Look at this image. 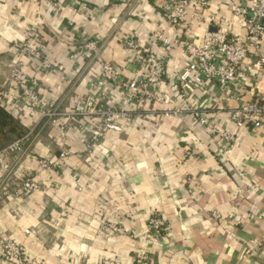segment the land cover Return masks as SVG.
Listing matches in <instances>:
<instances>
[{
	"label": "crops",
	"instance_id": "obj_1",
	"mask_svg": "<svg viewBox=\"0 0 264 264\" xmlns=\"http://www.w3.org/2000/svg\"><path fill=\"white\" fill-rule=\"evenodd\" d=\"M233 1L192 5L174 27L157 0H0V106L25 129L41 113L9 81L8 67L18 62L43 109L61 113L55 122L42 119L17 164L16 181L32 176L41 188L0 206V229L35 264H264V127H238L228 113L256 95L258 77L245 71L252 87L238 100L214 87L197 91L194 106L208 103L210 124L233 135L224 152L218 135L206 134L189 111L160 115L183 106L171 79L187 57L184 42L198 41L210 14L231 18ZM32 24L40 34V58L16 49ZM131 36L165 62L161 89L170 102L149 104L156 111L133 117L121 131L109 130L89 155L84 119L68 113L76 95L96 93L87 84L100 74V62L113 63L124 77L144 72L123 46ZM90 39L99 49L86 56L81 43ZM44 59L52 69L41 67ZM119 95L111 88L104 105ZM39 157L58 167L41 168ZM153 214L167 225L157 237L148 236Z\"/></svg>",
	"mask_w": 264,
	"mask_h": 264
},
{
	"label": "built area",
	"instance_id": "obj_2",
	"mask_svg": "<svg viewBox=\"0 0 264 264\" xmlns=\"http://www.w3.org/2000/svg\"><path fill=\"white\" fill-rule=\"evenodd\" d=\"M157 1L163 17L174 27L185 21L192 5L206 8L211 2V0ZM230 5L231 18L210 14L198 41L184 42L187 57L179 72L171 79L172 84L176 86V100H181L183 106L176 104L160 112V115L169 116L177 115L184 110L189 111L206 134L218 135L221 152L230 147L233 135L228 130H217L210 124L206 112L210 106L208 103L200 107L194 106L193 100L197 91L214 87L225 98L238 100L239 94L245 92L247 86L252 87L251 82L245 80V71L250 78L257 76L258 80L253 82L256 95L253 94V98L241 100L237 106L230 107L228 113L238 127L245 125H250L253 129L264 127V0H234ZM232 23H236L242 30H233ZM161 41L163 44L168 43L166 38H161ZM39 43L38 27L32 24L28 27L25 39L16 45V49L22 55L40 58ZM81 44L82 52L86 56H90L92 52L97 53L99 49L96 39L85 40ZM123 46L129 54L128 59L131 58L138 63L144 72L134 77H124L113 63L100 62V74L87 84L88 88L96 90V93L89 91L76 95L72 110L68 113L71 118L84 119L81 127L90 137L86 144L89 155L109 130L121 131L133 124V117L148 115L149 110H152L150 106L148 107L149 104L170 102V97L161 89L165 83V62L162 58L153 52L150 45L140 44L133 36L125 39ZM248 58L253 61L242 68L243 62ZM19 66L18 62L9 65V81L18 86L30 109L41 113L23 136L0 150V206L17 200L20 196L27 198L41 188L39 182L32 176L22 177L16 181L17 164L28 155L30 147L28 141L35 135L42 119L47 117L55 122L56 117L61 114L56 110L43 109L38 91L27 82L25 73ZM51 66L48 60L41 61L43 69L50 70ZM111 88L119 91L118 101L104 105L103 98L108 96ZM64 155L65 153H61L60 157ZM37 160L43 169L58 167L57 162L50 158L39 157ZM166 228V221L159 215L153 214L149 217L148 236L157 237ZM113 230L116 233L124 231L121 226H114ZM0 264L35 262L29 258L18 241L0 229Z\"/></svg>",
	"mask_w": 264,
	"mask_h": 264
},
{
	"label": "trees",
	"instance_id": "obj_3",
	"mask_svg": "<svg viewBox=\"0 0 264 264\" xmlns=\"http://www.w3.org/2000/svg\"><path fill=\"white\" fill-rule=\"evenodd\" d=\"M27 131L9 112L0 106V150ZM164 232V230L162 231Z\"/></svg>",
	"mask_w": 264,
	"mask_h": 264
},
{
	"label": "water",
	"instance_id": "obj_4",
	"mask_svg": "<svg viewBox=\"0 0 264 264\" xmlns=\"http://www.w3.org/2000/svg\"><path fill=\"white\" fill-rule=\"evenodd\" d=\"M249 16H251V13H249Z\"/></svg>",
	"mask_w": 264,
	"mask_h": 264
}]
</instances>
